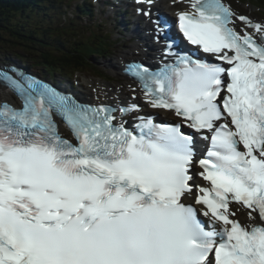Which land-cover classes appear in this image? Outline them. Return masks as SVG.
<instances>
[{
	"label": "snow or ice",
	"instance_id": "snow-or-ice-1",
	"mask_svg": "<svg viewBox=\"0 0 264 264\" xmlns=\"http://www.w3.org/2000/svg\"><path fill=\"white\" fill-rule=\"evenodd\" d=\"M138 3L150 17L153 0ZM177 19L219 63L170 53L159 71L126 67L176 121L0 71L22 101L0 102V264H264V21L223 0H188ZM154 23L159 38L167 21Z\"/></svg>",
	"mask_w": 264,
	"mask_h": 264
},
{
	"label": "trees",
	"instance_id": "trees-1",
	"mask_svg": "<svg viewBox=\"0 0 264 264\" xmlns=\"http://www.w3.org/2000/svg\"><path fill=\"white\" fill-rule=\"evenodd\" d=\"M24 1L25 0H0V16L3 17L2 20L4 21V23H2V20H0V23H2V25L7 28L13 29L16 32L15 34H0V46L9 45L7 41L10 40H12L13 43H17V45L14 46L19 51L28 50V48L39 51L41 46L42 50L47 55H50L47 62H60L64 64V67L68 66L69 69H74L76 67L81 68L82 66H85V64H90L88 61V55L83 54V46H78V41L76 39L68 46L65 41H63L61 44L57 42L54 37L44 32V35L40 36V38L39 36L34 38V42L28 39L26 40L24 36L29 37L31 33L30 29L25 23V20L28 17V12L23 13L22 17L19 13H15V11L18 12L17 8L21 6ZM61 4L62 0H49V5L54 13L59 12ZM12 11H14V13H12ZM56 16H58V14H56ZM1 29L2 27H0V30ZM63 37H65V35ZM31 39H33L32 36ZM55 42H57V44H55ZM51 44L57 46L58 48L61 47V49L67 46L68 47L62 55H51V52L48 49Z\"/></svg>",
	"mask_w": 264,
	"mask_h": 264
},
{
	"label": "bare ground",
	"instance_id": "bare-ground-1",
	"mask_svg": "<svg viewBox=\"0 0 264 264\" xmlns=\"http://www.w3.org/2000/svg\"><path fill=\"white\" fill-rule=\"evenodd\" d=\"M119 24H120V21H119ZM140 47H141V49L143 50V53L146 55V54H148V50L146 51V49H144L145 48V46L146 45H139ZM127 54H131V52H125L124 54H122V57L124 56V55H127Z\"/></svg>",
	"mask_w": 264,
	"mask_h": 264
},
{
	"label": "rangeland",
	"instance_id": "rangeland-1",
	"mask_svg": "<svg viewBox=\"0 0 264 264\" xmlns=\"http://www.w3.org/2000/svg\"><path fill=\"white\" fill-rule=\"evenodd\" d=\"M255 9V8H254ZM113 61V60H112ZM111 64V63H110ZM107 68H109V67H107ZM110 69V68H109Z\"/></svg>",
	"mask_w": 264,
	"mask_h": 264
}]
</instances>
